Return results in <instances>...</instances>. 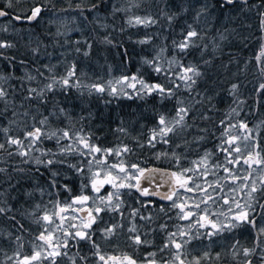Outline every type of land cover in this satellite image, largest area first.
Segmentation results:
<instances>
[{
    "label": "snow or ice",
    "instance_id": "6c2138e0",
    "mask_svg": "<svg viewBox=\"0 0 264 264\" xmlns=\"http://www.w3.org/2000/svg\"><path fill=\"white\" fill-rule=\"evenodd\" d=\"M28 2L31 7L15 15L7 10L14 7V0L0 8V18L10 17L7 25H0V33L9 34L0 35V62L9 69L0 72V218L11 225L3 238L14 246L11 255L0 248V264H222L225 260L264 264V120L250 126L247 119L264 107V0H215L221 14L237 5L242 12H255L260 33L252 102L241 98L244 84L237 76L227 88L232 104L219 119H214L218 109L212 103L214 95L209 94L214 88L208 84L215 56L203 57L210 48L213 53L220 50L221 42L236 29L217 30L209 37L207 18L214 7L209 0H64L66 6L61 8L53 0ZM45 12H51L54 18L47 23L56 30L41 34L43 38L13 24L36 23ZM118 14L122 25L107 22L115 21ZM129 28L158 29L134 41L128 37L134 44L152 46V54L142 57L141 65L154 78H146L137 69L105 80L81 68L78 57L90 59L97 45L119 48L127 63L128 49L114 40L112 32L122 34ZM73 32L79 38L71 40ZM157 38L161 40L158 45ZM50 46L65 51L57 63H39L41 58H53ZM196 52L199 62L189 59ZM234 62L233 57L221 66L227 69ZM17 67L24 69L21 76L15 74ZM202 82L205 87L199 90ZM73 92L80 97L154 98L161 109L174 103L171 111L154 110L153 126L146 134L131 137L135 147L119 137V143L105 147L90 129L82 124L77 128L73 116L56 99L58 94L67 97ZM53 120L67 124L53 127ZM123 123L114 131L128 137ZM209 141L213 147H203ZM48 142L54 147H45ZM158 145L167 147L153 156L157 161L167 160L169 168L129 159L137 150H154ZM193 150L202 154L189 160ZM65 168L79 178V192L62 199V192H73L68 182H61ZM25 183L31 185L29 190H24ZM18 190L26 198L23 204L11 195ZM133 192L139 206L125 199ZM37 195L41 199L32 202ZM152 197L165 203L158 205ZM30 202L29 211L25 205ZM17 215L31 217L38 231L30 232ZM242 229L251 230L249 246L236 239L214 254L210 248L199 255L189 251L194 240L211 242ZM157 232L164 234L163 243L138 256L140 248L155 247L150 237ZM25 234L31 239L26 240ZM97 236L106 242L122 236L131 251L106 252ZM82 243L88 245L86 254Z\"/></svg>",
    "mask_w": 264,
    "mask_h": 264
},
{
    "label": "trees",
    "instance_id": "16d2710c",
    "mask_svg": "<svg viewBox=\"0 0 264 264\" xmlns=\"http://www.w3.org/2000/svg\"><path fill=\"white\" fill-rule=\"evenodd\" d=\"M7 0H0V8H3L6 4ZM55 7L61 8L65 7L64 0H53ZM75 2V0H74ZM195 3V0H193ZM209 2L214 6L210 9V15L208 16V23L211 26V30L208 32L209 37L215 36L217 30L223 31L224 28L236 29L235 33L229 35L227 41L221 42V49L212 52L210 48L209 51L204 55L203 59H210L215 56L213 61V65L210 67V76L211 79L208 80V84L214 88V92H209V94L214 95V99L212 101L213 104L216 105L218 111L214 114V119L221 118L224 113L228 110L229 106L232 104V99L227 94V88L230 82H233L237 79V76L240 81L243 82L244 86L241 88V98L247 99L248 103L252 102V89L255 86L254 77L257 76L255 72V60L254 57L259 49V41L258 37L260 35L258 30V21L255 16V12H242L240 10L241 6L237 5L234 8H226L221 14L218 7L215 6V0H209ZM250 3H257V0H250ZM31 7V4L28 0H20V3L16 4L14 0V7L12 9H7L10 12V15H15L21 11V9H26ZM199 7V5H197ZM195 9L192 12L188 13V19L190 22V18L193 15ZM10 17L0 18V25H7ZM51 12H45L43 14V19L33 23V24H21L15 23L13 24L16 28L22 29L25 32L31 30L37 35H41L47 31L55 32V26L50 25L47 21L53 19ZM109 24L116 23L117 25L123 24V19L120 14L115 17V21L109 19L107 21ZM203 24V20L201 21ZM246 25H251V27H247ZM84 34H87V29L84 25H80ZM156 28L151 29H127L124 33L112 32V36L114 40L121 41L124 44V47L128 49L129 58L127 63L124 62L125 58L120 54L119 48H111L110 46L97 45L94 47L93 54L90 59L85 60L83 57H78L80 60L81 68L88 72L90 76L102 77L107 80L111 77H118L123 73H135L137 69L144 73L145 77L148 79L154 78V74L152 71L145 65H141V58L145 56H150L152 54V46H142L138 44H134L132 41L143 38L146 33H151L157 31ZM98 33L100 35L104 34L103 29H99ZM0 35H9L7 33H0ZM162 35H168L167 32L162 33ZM80 34L73 32L69 33V38L71 40H75L79 38ZM132 37V41L128 40V37ZM244 37H248L247 40H244ZM41 38L43 36L41 35ZM25 39L27 37L25 36ZM46 43L51 45V41L46 40ZM161 40L159 38L155 39V44H160ZM50 52H53V58L51 61L41 58L39 63H57V61L61 58L60 53L65 51V48H56L53 49L51 46L48 49ZM21 51H23L21 49ZM231 54V55H230ZM235 58L234 63L229 65L227 69L223 68L221 65L227 64L230 59ZM72 57L69 56V59ZM190 60H196L199 62L200 54L199 52L194 53V55L189 57ZM245 62H247V67L245 68ZM111 66V74L108 72V66ZM39 66V64L37 65ZM244 68L243 72L239 70ZM62 68H58V71H62ZM9 69L7 66L0 62V72L7 73ZM24 72L23 68L17 67L15 74L17 76H21ZM236 74V75H234ZM205 87L204 83L200 84V89L203 90ZM219 93V95H215L214 93ZM56 99L61 102L62 106H64L68 112L73 116L74 122L76 123L77 128L81 126V124L85 127V130H91L96 136L100 137L97 143L110 147L114 144L119 143L117 137L122 139L125 143L135 147V141L131 139V137H136L140 133H147L148 128L153 126L154 123V110H168L171 111L173 107V102L166 103L165 108L161 109L159 101L154 98H148V100H139V99H126L120 98L115 99L112 97H108L107 95L102 96H84L80 97L75 92H73L70 96H64L63 94H58ZM110 101V102H109ZM245 110L247 111V105L245 106ZM91 113V119H88L89 114ZM84 116L85 119L80 121L79 117ZM247 119L249 120L250 126L252 124H257L261 120H264V107H260L259 112L257 114H250ZM121 121H123V126L127 128L129 136L123 137L120 136L119 133L114 130L120 125ZM67 124V121L64 123H60L57 120H53V127H63ZM204 126V125H201ZM45 147L53 148L54 144L52 142H48L45 144ZM167 146L158 145L157 149H142L137 150L136 155L130 157L131 162H136L137 158H140L146 163V166H158L163 168H169L170 164L167 160L157 161L153 156V152L155 151H164ZM203 147L212 148L213 143L211 141L207 142ZM202 154L195 150L188 153L189 160L195 159L197 155ZM72 162H75L73 160ZM187 166V165H185ZM62 179L61 182H68L69 185L73 188L72 193H61V198L66 199L69 195L78 194L79 192V178L75 176L73 173L69 172L66 168L61 169ZM42 180V178H41ZM7 185H5L6 187ZM31 187L30 184H24V190H29ZM107 191V189H105ZM12 196L17 197L20 204L24 203L26 199L22 193L18 190L16 192L11 193ZM136 194L133 192L130 196L125 197L128 204L133 206H139L136 203ZM55 197H53L54 199ZM41 198L37 195L34 201H39ZM44 201L47 202L49 199L48 196H45ZM154 200V199H152ZM156 204H161L165 202H160L158 200H154ZM25 205L27 210H31V203ZM19 207V205H17ZM149 211L157 212V209H150ZM17 219L21 221L25 225V228L29 229L30 232L35 234L38 231V226L31 222V217L21 218L20 215H17ZM107 219V217H105ZM163 222L162 220H158L157 223ZM171 223H181L177 221H172ZM11 225L8 221L0 218V248L9 255L14 251V246L7 242L3 237L8 232ZM170 230H173L170 225ZM155 241V247L150 248H140L137 252V255L143 257L145 252L147 251H155L157 247H159L164 240V234L157 232L153 237H150ZM25 239H31L30 236L25 234ZM97 242L101 244L102 248L106 252L113 251H131V249L127 248L125 244L124 237L114 238L111 242H106L100 239L99 236L96 237ZM240 240L242 244L245 246H249L252 240L251 230H238L234 234H228L222 237L214 238L211 242L208 240H194L192 244L189 246V251L192 255H199L203 251L211 249L212 253L218 251H223L227 246H229L234 240ZM80 248L83 253H88L89 248L87 244H81ZM25 252L29 251V246L26 244L24 248ZM0 260H3V255H0ZM222 264H228V261L225 260Z\"/></svg>",
    "mask_w": 264,
    "mask_h": 264
},
{
    "label": "water",
    "instance_id": "95a60500",
    "mask_svg": "<svg viewBox=\"0 0 264 264\" xmlns=\"http://www.w3.org/2000/svg\"><path fill=\"white\" fill-rule=\"evenodd\" d=\"M15 22V21H14ZM15 23H19V22H15ZM149 167H158V166H149ZM160 168H163V167H160ZM135 193V192H134ZM136 194V193H135ZM137 195V194H136ZM151 199H154V200H158V201H160V202H163V201H161V200H159V198L158 197H152Z\"/></svg>",
    "mask_w": 264,
    "mask_h": 264
},
{
    "label": "rangeland",
    "instance_id": "374dc122",
    "mask_svg": "<svg viewBox=\"0 0 264 264\" xmlns=\"http://www.w3.org/2000/svg\"><path fill=\"white\" fill-rule=\"evenodd\" d=\"M181 223H183V222H181Z\"/></svg>",
    "mask_w": 264,
    "mask_h": 264
}]
</instances>
